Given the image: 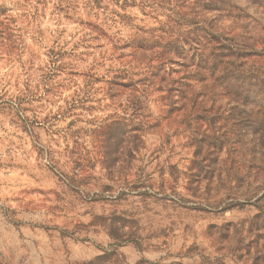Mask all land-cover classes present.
<instances>
[{
  "label": "rangeland",
  "instance_id": "rangeland-1",
  "mask_svg": "<svg viewBox=\"0 0 264 264\" xmlns=\"http://www.w3.org/2000/svg\"><path fill=\"white\" fill-rule=\"evenodd\" d=\"M231 1L0 0V264H264L260 98L153 57L211 28L264 62V0Z\"/></svg>",
  "mask_w": 264,
  "mask_h": 264
},
{
  "label": "trees",
  "instance_id": "trees-1",
  "mask_svg": "<svg viewBox=\"0 0 264 264\" xmlns=\"http://www.w3.org/2000/svg\"><path fill=\"white\" fill-rule=\"evenodd\" d=\"M204 4L208 13L217 12L215 16L218 18H241V8L233 5L231 0H205ZM195 33L190 30L186 33H175L173 30L164 32L157 39L165 42L159 43L153 52L156 62L164 65L174 55L182 57V52L185 55L190 53L195 61L192 77L201 83L209 77L230 103L243 105L255 95L260 98L264 108V62L261 58L244 50L239 51L211 28L196 29ZM190 34L194 38L190 39ZM252 57L255 60L249 61ZM210 95L216 97L213 93ZM193 97L197 98L196 95ZM261 124L264 128V120ZM102 259L99 257L96 262L88 264H99Z\"/></svg>",
  "mask_w": 264,
  "mask_h": 264
}]
</instances>
